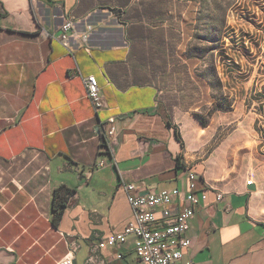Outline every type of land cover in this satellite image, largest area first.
<instances>
[{
	"label": "crops",
	"instance_id": "0c3cea01",
	"mask_svg": "<svg viewBox=\"0 0 264 264\" xmlns=\"http://www.w3.org/2000/svg\"><path fill=\"white\" fill-rule=\"evenodd\" d=\"M167 1L193 3L0 0V264H139L133 237L99 247L134 220L124 186L185 192L190 172L208 199L181 264H264V138L247 132L261 125L242 122L209 150L228 113L207 126L197 118L215 93L187 56L195 23L185 28ZM69 17L79 33L94 27L89 52L59 40ZM88 76L101 109L86 96ZM110 119L106 139L97 129Z\"/></svg>",
	"mask_w": 264,
	"mask_h": 264
},
{
	"label": "rangeland",
	"instance_id": "374dc122",
	"mask_svg": "<svg viewBox=\"0 0 264 264\" xmlns=\"http://www.w3.org/2000/svg\"><path fill=\"white\" fill-rule=\"evenodd\" d=\"M192 1L177 7L167 1L161 8L181 12L177 21L185 28L195 23L187 56L199 59L200 73L215 93L214 103L197 115L209 124L215 112L228 113V122L218 130L209 150L242 122L259 123L261 130L253 127L247 132L253 138L262 132L264 138V0ZM220 100L232 109L218 108L210 115ZM252 145L255 149V142Z\"/></svg>",
	"mask_w": 264,
	"mask_h": 264
},
{
	"label": "built area",
	"instance_id": "2783aa9c",
	"mask_svg": "<svg viewBox=\"0 0 264 264\" xmlns=\"http://www.w3.org/2000/svg\"><path fill=\"white\" fill-rule=\"evenodd\" d=\"M93 32L94 27L89 24L79 33L74 17H69L61 25L58 38L69 49H73V40H79L89 52L88 43ZM83 81L87 98L95 109H101L102 94L97 78L88 76ZM101 129L106 139L113 137L116 133L114 120L110 119ZM104 166L105 162L100 161L94 168ZM188 178L189 184L185 192L171 189L141 194L134 184H126L124 188L133 209L134 220L125 227L123 233L104 239L99 245L100 249L112 248L118 243H124L128 237H133L139 264H181L184 253L191 246V240L187 236L190 220L208 199L206 191L197 188L196 174L190 172ZM247 184L251 185L252 181ZM223 198L222 194L218 196L219 201ZM60 264H73V259L66 256ZM185 264L193 263L188 261Z\"/></svg>",
	"mask_w": 264,
	"mask_h": 264
},
{
	"label": "trees",
	"instance_id": "16d2710c",
	"mask_svg": "<svg viewBox=\"0 0 264 264\" xmlns=\"http://www.w3.org/2000/svg\"><path fill=\"white\" fill-rule=\"evenodd\" d=\"M218 108H221V109H226L227 111H230L232 109L231 105H226V106H223V102L222 100L219 101V105H217V107H214V109L211 111L210 115L212 114V112L214 111H217ZM197 118L200 119V122L204 125V126H207L208 125V122L205 121L200 115H196ZM58 191L55 192V198L56 196H58ZM70 194V191L69 190H66L64 192V196H62L63 199L60 200L59 203H53V213H54V223H55V226H58L59 222L61 221V218L63 216V213H64V210L66 209L67 207V202H68V198L67 196ZM60 195V194H59Z\"/></svg>",
	"mask_w": 264,
	"mask_h": 264
},
{
	"label": "water",
	"instance_id": "95a60500",
	"mask_svg": "<svg viewBox=\"0 0 264 264\" xmlns=\"http://www.w3.org/2000/svg\"><path fill=\"white\" fill-rule=\"evenodd\" d=\"M101 130H102L101 127H99V128L97 129V131H98L99 133H101Z\"/></svg>",
	"mask_w": 264,
	"mask_h": 264
}]
</instances>
